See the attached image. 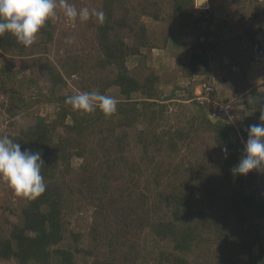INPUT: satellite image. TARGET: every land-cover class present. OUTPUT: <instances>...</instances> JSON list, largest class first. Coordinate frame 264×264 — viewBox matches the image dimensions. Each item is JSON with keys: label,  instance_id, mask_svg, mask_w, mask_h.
<instances>
[{"label": "rangeland", "instance_id": "1", "mask_svg": "<svg viewBox=\"0 0 264 264\" xmlns=\"http://www.w3.org/2000/svg\"><path fill=\"white\" fill-rule=\"evenodd\" d=\"M62 4L73 6L78 13L82 9H87L89 18L82 21L78 15L74 20L69 19L64 14ZM56 5L55 17L46 22L44 31L40 30L35 43L26 48L23 56L4 52L0 48V78L7 86H13L21 93V99L19 95L14 99L19 107L15 109V113H11L8 110L11 105V93L9 89H0V136L20 133L21 130L35 124L38 116L48 123H54L51 121L56 120L58 116L59 106L58 101L55 100L58 97L76 95L86 92L88 88L91 92L100 94L94 88V80L97 75H104L107 71L98 68L100 63H98L97 25L101 22L94 13L102 11L104 16L106 15L104 0H56ZM207 9L213 12V19L208 27L211 40H219L217 55L209 63L210 75L189 78L183 74V66L179 61L183 60L186 51L191 50L196 44L197 34L191 29L193 20L189 19L188 27H184L185 20L179 16L172 0L114 2L110 22L115 24L116 20L122 19L124 14H127V24L134 29L130 31L126 25L124 28L120 27L126 42L134 43L139 27L145 24L149 45L154 44L143 47L140 56L129 57L128 65L141 80L152 70L161 78L157 99L167 100L163 101L167 108L162 114V119L159 115L156 120L154 132L164 140L168 138L169 129L170 133L175 134V128L183 125L186 127L188 121H192L194 116L196 118L199 116L200 107L192 99L194 92L197 87L212 83L216 88L215 98L230 102L235 113L231 118L228 116L220 117L221 119L209 118L214 123L229 121L234 126L230 136L241 137L246 141L242 132L246 126L252 125L250 117L253 116L254 110L248 109L246 104H240L239 101L242 99L252 101L251 96L254 91L263 92L264 0H207L206 7H199L195 0L194 10L198 12ZM152 12L160 14L158 20L150 16ZM174 18L177 23H172ZM118 26L120 24L116 25ZM201 26L203 31L206 28L205 23L202 22ZM45 31L51 33L48 35ZM173 32H178V36L171 35ZM166 37L167 45L163 42ZM178 37L180 43L186 44L187 50L176 47L175 38ZM68 55L74 56L70 61L78 60V64L83 63V70L71 76L61 70L66 84L55 83L51 79L54 73H51L48 67L49 65L60 67L59 64ZM6 68H9L10 72L6 71ZM52 71L55 72V69ZM11 91L13 93V90ZM106 96L114 98L117 102L119 99L117 88L110 89ZM138 96L141 95H136ZM65 122V125H74L70 119ZM138 122H142L138 124V128L150 127L146 119L140 118ZM200 122V118L195 121V126H200L199 131L185 141L184 139L180 141L176 135L179 144L175 150L165 144L162 145V151L156 154L158 159L155 161H162L161 166L167 165L164 167L169 168V172L176 175H173L172 179L180 178L179 186L188 185L189 182L193 184V178L199 179L202 171L212 170L210 174L214 176L219 175L220 172L223 152L216 143V131L209 132L207 127L200 125ZM55 125L56 129L52 133L55 136L54 141H59L60 138L67 136V128L57 122ZM129 130L132 144L127 152L130 162L128 169L138 179V169L133 162L140 160L143 149L141 144L135 143L137 140L135 129ZM151 139L153 140L152 135H150ZM87 140L89 152H85L81 157L71 155V167L75 169V173L72 172L66 177V180L72 183L81 180L82 177L86 182L75 183L73 186L75 191L66 202L67 213L64 216L69 230L79 235L76 243L69 235L65 241L66 245L72 242L77 245L79 249L75 252L77 264H92L95 260H105L113 264H157L161 252L172 255L171 258L184 256L190 264H211L208 263L211 259L208 255L216 256L215 252L218 251L217 242L212 239L215 238L214 236L211 235L205 242L201 241V244L188 255L175 250L172 240H160L151 233L150 227L146 226L148 219L157 222L169 218L166 210L155 212L157 204L154 199L148 200L143 205L138 196L144 192L146 195L155 192V184L146 181L151 173L149 167H144L147 176L142 173L137 183H129L128 178L126 181H116L111 175L106 185L108 191L97 194L101 179L80 176L79 173L80 165L84 163L87 155L92 161L100 150L94 136H89ZM156 148L152 146L150 151ZM153 166L155 168L156 164ZM68 168L60 160L54 169L65 171ZM97 174L100 177L98 171ZM58 175L61 177V173ZM190 176L192 178L188 180ZM57 182H61L60 178ZM98 182L99 184H96ZM215 184L217 185L218 181H215ZM26 204L27 198L17 197L7 182L0 180V234L6 233L12 222L18 221L19 210ZM148 211L149 213H145ZM142 224L145 226L141 227ZM263 227L264 223L260 228L262 232ZM198 255L202 257L197 261ZM206 258H209V261H206ZM244 259L247 257L244 256ZM162 264L172 263L167 260Z\"/></svg>", "mask_w": 264, "mask_h": 264}, {"label": "trees", "instance_id": "2", "mask_svg": "<svg viewBox=\"0 0 264 264\" xmlns=\"http://www.w3.org/2000/svg\"><path fill=\"white\" fill-rule=\"evenodd\" d=\"M116 1L104 0L107 12L103 21L97 25L98 63H100L98 68L102 71L106 69L107 73L97 75L94 80V88L102 95H106L110 89L117 88L119 99L116 111L111 115H105L99 108L92 113L74 110L65 102L67 97L73 96L69 94L55 99L58 101L59 112H57L56 120L51 121L54 123H48L38 116L35 124L21 130L18 134L9 135L15 142L21 144L22 150L29 148L32 151H41L44 160L41 175L46 190L35 199H27V204L19 210L18 221L12 222L6 233L0 234V264H77L75 254L79 251L77 245L73 242L66 245L65 241L70 236L76 243L79 235L69 230L64 216L67 213L66 202L75 191L73 186L75 183L85 184L86 182L84 177L73 183L66 180V177L72 172L75 173V169L71 167V155L81 157L85 152H89L86 145L89 136H94L98 150L100 147L97 151L99 154L94 155L95 158L92 161L87 155L88 158L86 157L84 163L80 165L79 173L80 176L101 179V184L96 183L100 187L97 194L108 191L106 185L111 175L116 181H126L128 178L129 183H137L142 173L147 176L143 170L144 167H149L152 174L148 175L146 181L155 184V192L152 191V195H146L144 192L138 196L143 205L148 200L154 199L153 201L157 204L155 212L166 210L170 218L157 222L148 219L146 226L150 227L151 233L158 236L160 240H172L175 250L188 255L201 244V241L205 242L212 235L215 237L212 239L218 245V251L215 252L218 258L213 254L208 255L211 258L210 261L206 258L208 263L264 264V231L260 230L264 223V171L253 170L247 175L233 174L232 169L242 158L245 141L241 137L230 136V131L234 130L232 123L230 124L229 121L214 123L208 117L209 108L196 101L200 107V114L197 118L194 116L192 121H188L189 124L187 123L186 127L183 125V127L175 128V134L170 133L169 129L166 140L154 132L156 120L159 115L162 119V114L167 108L163 102L165 99H157L161 78L152 70L141 80L131 71L128 58L140 56L141 49L148 46L150 42L145 34V24L139 27L134 43L126 42L120 27L124 28L126 25L130 31L134 29L127 24V14H124L122 19L116 20L115 24H120L119 29L110 22ZM172 1L179 16L185 20L184 27H188V21L192 19L191 29L197 34L196 44L191 50L186 51V56L179 61V64L183 66V74L189 78L210 75L209 63L217 55L219 47V40H211L208 27L213 19V12L211 9L197 12L194 10L195 0ZM196 14L198 16H194ZM150 16L158 20L160 14L152 12ZM175 18L172 23H177ZM202 22L206 26L203 31L201 30ZM41 31H44V27ZM45 32L48 35L51 33ZM171 35L178 36V32H173ZM167 40V37L164 38L165 45ZM175 40L177 48L187 50L186 44L180 43L179 37ZM152 45L154 44L149 46ZM0 48L4 52L23 56L27 47L19 44L11 34L5 33L0 36ZM71 57L74 56L68 55L59 64V69L49 65L48 69L54 73L51 79L55 83L66 84L61 70L68 76L83 70L84 64H78V60L70 61ZM52 69H55V72ZM6 71L10 72V69L6 68ZM0 89H9L11 105L8 110L15 113V109L19 106L14 99L18 95L21 99V93L16 91L15 87L7 86L1 78ZM86 92H91L90 88L86 89ZM136 95L141 96L136 97ZM251 97L252 101L242 99L239 103H244L248 109L254 110L253 116L250 117L252 125L264 123L260 120V116L264 114V88L263 92L254 91ZM140 118L148 120L150 127L138 128V124L142 123L138 122ZM199 118L200 125L207 127L209 132L216 131V143L220 145V151L225 147L228 149L227 156L222 151L223 159L219 175L210 174L212 170L202 171L198 181L193 178V184L189 182L188 185L179 186L180 178L172 179L174 174L169 172V168L164 167L167 165L161 166L162 161H155L158 159L156 154L162 151V145L165 144L175 150L179 144L176 135L180 141L195 135L200 128L198 125L195 126V121ZM67 119L72 120L74 125H65ZM55 122L67 128V136L60 138L59 141H54L55 136L52 133L56 129ZM249 126H246L242 132L246 139ZM130 128L135 129L137 135L135 143L141 144L143 149L140 160L133 162L138 169V179L128 169L130 162H128L127 152L132 144ZM148 134L153 136V140H150ZM152 146L157 147L154 149L156 151H150ZM60 160L67 168L69 167L65 171L54 169ZM152 164H156L155 168ZM135 171L137 173L136 168ZM59 178L61 182H57ZM191 178L192 176L188 180ZM215 181H218L217 185ZM144 226L145 224H142L141 227ZM160 254L157 264L167 260L172 264L173 262L174 264H190L184 256L171 258L172 255L164 254V252ZM244 256L247 259H244ZM197 257L198 261L202 256ZM92 264H113V262L95 260Z\"/></svg>", "mask_w": 264, "mask_h": 264}, {"label": "clouds", "instance_id": "3", "mask_svg": "<svg viewBox=\"0 0 264 264\" xmlns=\"http://www.w3.org/2000/svg\"><path fill=\"white\" fill-rule=\"evenodd\" d=\"M201 6V0H200ZM199 6V7H200ZM56 0H0V36L9 33L24 47L32 46L46 22L56 15ZM69 19L89 18L87 9L77 10L62 4ZM102 22L104 13L97 12ZM74 110L92 113L99 108L105 115L116 111V100L97 92H82L65 100ZM264 121V114L260 116ZM227 156L228 149H222ZM44 164L41 151L29 148L9 136H0V180L6 181L17 197L35 199L46 190L41 168ZM264 171V123L250 125L244 142L242 158L232 169L234 175H247L251 171Z\"/></svg>", "mask_w": 264, "mask_h": 264}, {"label": "built area", "instance_id": "4", "mask_svg": "<svg viewBox=\"0 0 264 264\" xmlns=\"http://www.w3.org/2000/svg\"><path fill=\"white\" fill-rule=\"evenodd\" d=\"M216 88L212 83H206L196 88L193 100L198 104L208 107V117L221 119L220 117L234 115V107L228 101H219L215 98Z\"/></svg>", "mask_w": 264, "mask_h": 264}, {"label": "water", "instance_id": "5", "mask_svg": "<svg viewBox=\"0 0 264 264\" xmlns=\"http://www.w3.org/2000/svg\"><path fill=\"white\" fill-rule=\"evenodd\" d=\"M197 4L200 6V0H197ZM201 6H203V7L207 6L206 0H201Z\"/></svg>", "mask_w": 264, "mask_h": 264}]
</instances>
